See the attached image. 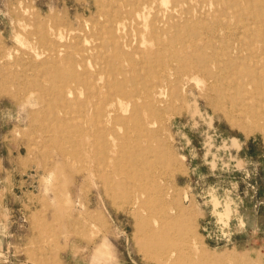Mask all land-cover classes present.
<instances>
[{
  "label": "rangeland",
  "instance_id": "374dc122",
  "mask_svg": "<svg viewBox=\"0 0 264 264\" xmlns=\"http://www.w3.org/2000/svg\"><path fill=\"white\" fill-rule=\"evenodd\" d=\"M121 1L0 0V264H264V110L238 101L243 91L263 101L264 0H187L201 15L189 25L186 56L199 38L200 55L214 52L217 67L238 71L228 75L240 89L229 94L240 105L223 101L219 82L181 59L150 143L167 150L172 165L162 157L143 182L79 147L86 133L56 94L69 58L106 47L123 23L131 50H158L142 21L120 15ZM136 71L126 75L128 88L149 79ZM85 92L76 86L70 101ZM146 185L144 211L134 201ZM167 215L172 224L158 239L172 248L161 253L146 232ZM170 250L179 260H169Z\"/></svg>",
  "mask_w": 264,
  "mask_h": 264
},
{
  "label": "bare ground",
  "instance_id": "6f19581e",
  "mask_svg": "<svg viewBox=\"0 0 264 264\" xmlns=\"http://www.w3.org/2000/svg\"><path fill=\"white\" fill-rule=\"evenodd\" d=\"M169 1L170 0H122L116 5L120 15H128V19L135 16V20L142 21L145 25L144 30L148 29L149 32V43L158 46V50L155 49L150 51L149 48L145 50H131L132 45L129 41V31L123 32V29L127 27V25L123 23L118 26V30L121 31V34L112 30L111 40L106 47L98 49L97 46V48L79 50L76 57L69 58V68L66 67L67 69L64 68L60 70L59 78H61L63 85H61L62 87L59 92L56 93L59 96V103L61 102L64 108L69 109V112L66 113L75 114V117L72 119L78 124V131L86 133L79 147H84L90 152L98 153L99 156L107 160L108 163L113 164L117 173L125 177L128 181H145L144 179L151 176L152 171L157 167V161L161 160L162 157L166 160L167 165L164 163L165 166L170 167V165H172L168 154L169 152L167 153V150L164 149L156 151L151 141L159 137V131L156 129V125L162 115L161 107H163L165 100H167L165 85L169 83L173 75L178 73L179 68L177 64L181 59L184 61L186 60L188 63H193L191 68H194L199 74L206 76L208 79H213L215 83L219 82V85L217 87L215 86L216 89L214 90L216 94L220 95L223 101L230 100L237 105L240 102L245 104L247 101V103H249L248 108L252 113L256 110L259 111V109L264 110V94H257V97L263 100L260 101L256 97L259 100H257V103L253 102L252 98L246 94L247 91L241 93L242 95L245 94V96L238 99L239 103H237L238 101L233 95L229 94L231 88H233V90L240 89L239 83H236L238 79L235 81L234 79L229 80V75H236L239 72L236 71V73L233 68H231V71L227 72L225 71L226 68L225 70H221L220 67H217V54L214 52L200 55V52L206 49L201 46L203 44L202 39H193L191 50L194 52V55L191 57L186 56L185 49L187 47V37L190 34L189 25L195 18H200L201 13H192L189 11L186 7L187 0H174V4L170 8L168 5ZM158 2L163 6L165 5V7L167 5V11L156 9ZM150 19L151 25L149 23ZM228 36L229 34L226 32L225 39H228ZM219 40H221V37ZM146 43L147 41L145 43L143 42L142 45ZM179 46L183 47L182 50L179 49ZM100 49L102 51H100ZM229 51V48L225 49L224 55L227 54L230 58ZM103 52L108 54H106L108 56L107 59L103 57ZM57 56L58 55H56V57ZM230 62L232 63L233 60L230 59ZM140 67L147 73L149 79L141 84H137L138 82H136L132 84L131 88H128L126 75L130 73V71L138 70ZM104 75H106V78H104ZM48 79L49 78H47V80ZM76 86H85L87 88V93L85 92L86 98L84 100L79 99L80 101L72 103L70 98L75 96ZM53 91H55V89ZM177 92V94L180 93V91ZM118 136L121 137L117 138ZM101 168H103V166ZM109 170L110 169H108V171ZM110 182L109 180V183ZM120 182L121 180H119L120 186H127L124 182ZM115 185L117 186L118 184ZM112 189V191L115 190L114 187H112ZM147 189V185L140 187L139 193L134 201V205L138 204L144 211H146L145 207L147 204V198H145ZM163 221L162 226L160 223L161 227H159V229H149L146 232V237L150 243L149 246L156 247L161 253L169 249L168 245L170 241L168 239L162 241L163 239H158V236L163 235L164 232H168V227L172 224L169 215H167ZM170 248L172 247L170 246ZM170 252L169 260L174 262L179 260V256L171 250Z\"/></svg>",
  "mask_w": 264,
  "mask_h": 264
}]
</instances>
